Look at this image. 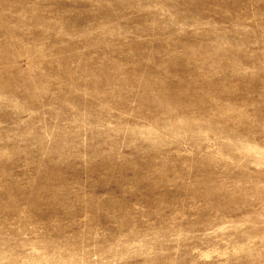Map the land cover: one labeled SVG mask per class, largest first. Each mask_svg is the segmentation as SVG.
<instances>
[{"label": "rangeland", "instance_id": "obj_1", "mask_svg": "<svg viewBox=\"0 0 264 264\" xmlns=\"http://www.w3.org/2000/svg\"><path fill=\"white\" fill-rule=\"evenodd\" d=\"M0 264H264V0H0Z\"/></svg>", "mask_w": 264, "mask_h": 264}]
</instances>
